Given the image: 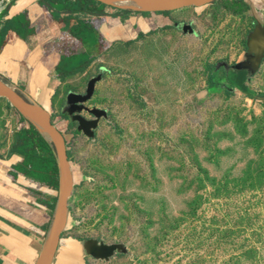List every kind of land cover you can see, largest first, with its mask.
I'll use <instances>...</instances> for the list:
<instances>
[{
	"label": "rangeland",
	"instance_id": "obj_1",
	"mask_svg": "<svg viewBox=\"0 0 264 264\" xmlns=\"http://www.w3.org/2000/svg\"><path fill=\"white\" fill-rule=\"evenodd\" d=\"M233 5L189 8L174 26L114 45L64 79L62 108L68 91L84 93L102 75L86 102L106 110L93 135L74 115H53L81 235L122 248L92 264H264V52L246 90L221 80L254 27ZM24 120L0 97V155Z\"/></svg>",
	"mask_w": 264,
	"mask_h": 264
},
{
	"label": "crops",
	"instance_id": "obj_2",
	"mask_svg": "<svg viewBox=\"0 0 264 264\" xmlns=\"http://www.w3.org/2000/svg\"><path fill=\"white\" fill-rule=\"evenodd\" d=\"M11 1L13 4L8 7ZM47 1L52 8L41 0L0 1V74L46 108L52 119L55 113L63 115L64 79L82 71L108 48L132 42L158 28L174 26L173 21L189 14V8L163 14L123 10L102 3L93 6L86 2L87 7L78 5L77 0ZM70 2L76 3L71 6L76 10L65 8L64 3ZM230 2L236 10L234 15L246 21L247 26H254L251 32L257 28L255 41L263 46L264 0ZM53 3L63 7L54 8ZM247 42L246 39L240 59L224 64L222 81L228 83L227 75L235 85V78L241 75L247 85L257 60ZM24 122L27 123L24 129H29L30 122L26 119ZM16 141L8 155H0V264H35L56 208L59 173L53 176L52 163L48 167L52 178L45 183L38 181L41 187L34 186L24 169L20 170L24 154L13 151ZM40 155L51 159L49 153ZM80 232L68 202L66 227L52 264H92L96 260L87 254Z\"/></svg>",
	"mask_w": 264,
	"mask_h": 264
},
{
	"label": "water",
	"instance_id": "obj_3",
	"mask_svg": "<svg viewBox=\"0 0 264 264\" xmlns=\"http://www.w3.org/2000/svg\"><path fill=\"white\" fill-rule=\"evenodd\" d=\"M1 1V0H0ZM106 6L117 7L123 10L135 12H172L183 8H199L213 3L216 0H96ZM239 1V0H233ZM178 26V25H176ZM189 24H184L183 29L191 32ZM257 28L248 36L247 46L253 50L257 56L256 65L264 52V45L258 46L255 38L257 37ZM254 41V42H253ZM255 70V69H254ZM102 75L94 76L87 82L84 93L70 90L66 95V104L63 111L74 115L79 122V129L85 134L93 135V128L98 124V118L106 116V110L97 107L91 108L86 102L93 98L97 82ZM0 97L6 98L21 115L28 120L41 135L53 145L56 156V163L59 173V188L56 208L53 219L48 230L46 240L41 248L35 264H52L61 235L65 230L68 218V202L71 197L74 185V176L72 166L69 160L68 148L63 132L53 122L51 113L30 98L28 95L20 92L17 87L7 83L0 78ZM87 111L95 115L94 119H86L80 113ZM85 250L89 256L96 260H108L117 249H122L120 245H107L98 243L95 240H87L84 244Z\"/></svg>",
	"mask_w": 264,
	"mask_h": 264
},
{
	"label": "trees",
	"instance_id": "obj_4",
	"mask_svg": "<svg viewBox=\"0 0 264 264\" xmlns=\"http://www.w3.org/2000/svg\"><path fill=\"white\" fill-rule=\"evenodd\" d=\"M41 1L47 7L49 6L50 8H52L51 7L52 5L48 3L47 0H41ZM63 2H66V0ZM77 2H78L77 3L78 5H87V7H88V4H86V2H91L93 6L100 4V2L96 0H83V2H80L79 0H77ZM12 4H13V1H11L8 4V7L11 6ZM75 5L76 3L74 2H70L69 4L64 3L65 8H67L70 11L76 10V9L71 8V6H75ZM74 72L72 71L70 73H74ZM225 77L227 78V81L231 83V81L229 80L231 77L230 76L228 77L227 75H225ZM0 78H2V80H4L5 82L9 83L7 79L3 77L1 74H0ZM209 79H210V76H209ZM244 81H245V78H243L241 75L235 78V82H236L235 86H237L238 89H240L241 91H244L247 89L246 85L244 84ZM13 151L24 154V160H23L24 173L28 177L36 181L45 183L48 179L52 178V175L50 174L48 170V167H51L50 165H52V163L54 164L53 167L55 168V175L53 176L57 177L58 167L56 163L55 152L53 150V145L50 142H48L39 133V131L35 128V126L32 125L31 123H30L29 129L18 131L17 141L13 147ZM40 152L49 153L51 159H49L48 156L45 157V156L40 155ZM32 175H35V177H33ZM55 184L58 186L57 179H55Z\"/></svg>",
	"mask_w": 264,
	"mask_h": 264
},
{
	"label": "built area",
	"instance_id": "obj_5",
	"mask_svg": "<svg viewBox=\"0 0 264 264\" xmlns=\"http://www.w3.org/2000/svg\"><path fill=\"white\" fill-rule=\"evenodd\" d=\"M19 166L24 167L23 161H22V164L20 163ZM23 169H24V168H23ZM29 179L31 180V183H32L34 186H36V187H41V186H40V183H39L38 181H36V180H34V179L30 178V177H29ZM50 190H51V189H50Z\"/></svg>",
	"mask_w": 264,
	"mask_h": 264
}]
</instances>
